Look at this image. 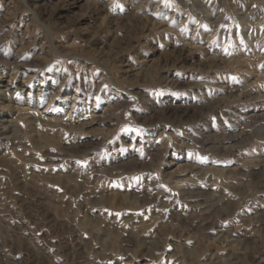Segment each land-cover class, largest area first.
<instances>
[{"label": "rangeland", "instance_id": "374dc122", "mask_svg": "<svg viewBox=\"0 0 264 264\" xmlns=\"http://www.w3.org/2000/svg\"><path fill=\"white\" fill-rule=\"evenodd\" d=\"M0 121V264H264V0H0Z\"/></svg>", "mask_w": 264, "mask_h": 264}, {"label": "bare ground", "instance_id": "6f19581e", "mask_svg": "<svg viewBox=\"0 0 264 264\" xmlns=\"http://www.w3.org/2000/svg\"><path fill=\"white\" fill-rule=\"evenodd\" d=\"M1 122V127H2V129H6V127H7V125H5V123L6 124H8V121H0ZM10 124V123H9ZM5 125V126H4ZM4 131V130H3Z\"/></svg>", "mask_w": 264, "mask_h": 264}]
</instances>
